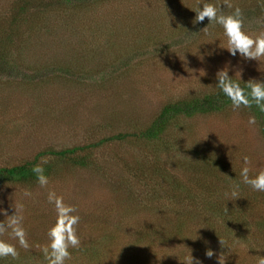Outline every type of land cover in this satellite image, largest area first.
Instances as JSON below:
<instances>
[{
	"label": "rangeland",
	"instance_id": "1",
	"mask_svg": "<svg viewBox=\"0 0 264 264\" xmlns=\"http://www.w3.org/2000/svg\"><path fill=\"white\" fill-rule=\"evenodd\" d=\"M19 1L0 0V34L10 28V13ZM203 3L217 6L225 15L234 11L224 7L223 0H93L85 6L31 11L11 47L17 70L28 77L0 76V166L145 126L166 102L215 89L216 74L225 68L232 78L264 82V62L246 60L239 53L232 56L220 47L226 44L220 25L207 18L193 24L192 8H202ZM232 3L242 9L246 32L256 35L264 30V0ZM36 70L46 74L31 77ZM250 116L245 108L233 111L230 105L182 120L164 136L182 140L181 153L164 154L162 166L190 178L189 166L186 170L183 163L193 160L199 149L221 166L207 171L210 168L194 164L204 182L218 192L238 184L243 197L253 190L239 175L243 157L251 159L250 177L264 169V137L257 119L249 125ZM115 154L139 158L145 167L154 159L145 150L138 153L127 145L110 144L97 151L91 166L56 167L47 175V189L38 181L0 186V209L12 215L14 202L23 205L30 248L20 247L10 230L0 239L23 254L40 251L35 246L48 243L47 232L56 219L54 205L47 200V192L54 190L76 207L80 241L109 232L119 237L100 249L102 264H116L115 255L128 247L129 259L119 264H184L181 259L191 255L194 262L219 264L221 253L225 264H257L260 256L252 247L264 250V232H251V247L239 241L217 246L203 234L204 216L182 221L183 236L129 246L139 230L155 225L171 229L177 222L173 213L151 203L150 188L124 169ZM49 157L44 156L43 163ZM26 191L32 195L26 197ZM261 210L255 206L250 215ZM5 219L0 212V221ZM208 249L214 252L211 258L205 254Z\"/></svg>",
	"mask_w": 264,
	"mask_h": 264
},
{
	"label": "trees",
	"instance_id": "2",
	"mask_svg": "<svg viewBox=\"0 0 264 264\" xmlns=\"http://www.w3.org/2000/svg\"><path fill=\"white\" fill-rule=\"evenodd\" d=\"M92 1L20 0L15 3L9 17L8 25L10 28L0 34V76L19 77L25 75L28 77L26 73L17 70L16 63L11 58V47L14 38L18 35L17 31L20 25L25 22L31 11H44L51 7H79L88 5ZM49 72H53V70ZM44 74L46 73L36 70L29 75L39 78L43 77ZM232 79L240 83L246 92L249 91L246 87L248 80ZM230 105L231 101L217 86L205 93L168 101L163 104L151 122L145 126L132 130H118L82 145L44 150L33 159L13 165L0 166V186L7 182L32 184L38 181L36 174L32 171L33 166L37 164L42 165L47 176L62 164H71L74 167L91 166L95 162L94 158L97 151L110 144L127 145L131 150L138 153L141 150L147 151L154 158L150 166L145 167L143 165L144 161L139 158L128 159L124 154H115L114 157L121 162L123 168L130 172L133 177L150 188L148 192L149 197L152 198L151 203L161 210L173 213L177 222L171 229L155 225L150 230H139V236L134 238L129 246L137 247L143 242L151 243L153 238L167 241L174 236H183L181 226L184 224L181 223L182 221L185 223L188 220L193 222L195 220L191 219L195 216H204L208 219L204 218L203 234L207 235L214 242V245L221 246L219 243L221 237L226 241V245H228V242L239 241L251 247V232H264V192L257 193L254 190H249V192L246 191L242 194L243 197L233 199L230 195L232 187L228 191H216V187L211 183H205L204 178L200 177L203 172H195V166H202L203 169L210 168L207 171L213 169L219 171L220 162L199 149L195 152L193 160L189 159L187 163H183L186 170L189 166L188 170L190 172L188 174L190 178L178 176L161 164L164 154H171L172 151L181 153L180 144L182 140L176 142L177 138L164 137L169 134L173 127L178 126L186 118L218 112ZM245 109L256 117L261 134L264 137V112H260L255 104L251 108ZM47 155H50V161L43 163L44 156ZM134 160L135 162H133ZM194 164L196 165L194 166ZM218 178L220 177L218 176ZM220 179L222 180V178ZM255 206H259L262 210L253 217L250 212ZM115 239L119 240V237H115L109 232L91 236L89 240L81 241L78 249H69L71 259L66 261V264H102L100 249L104 248L103 246L110 245L111 240L115 242ZM252 249L258 256H264V250L253 247ZM131 251L128 247L123 252L116 254V264L129 259L128 253ZM22 252V250L19 251L20 255L17 260H13L11 257L0 258V264H47L43 253L40 251L34 254H31V252L23 254ZM135 260H139L138 254Z\"/></svg>",
	"mask_w": 264,
	"mask_h": 264
},
{
	"label": "clouds",
	"instance_id": "3",
	"mask_svg": "<svg viewBox=\"0 0 264 264\" xmlns=\"http://www.w3.org/2000/svg\"><path fill=\"white\" fill-rule=\"evenodd\" d=\"M223 6L229 9L234 8V11L225 15L217 6L211 3H203L202 8H192L196 12L193 24L202 23L207 18L210 23L218 24L223 29L226 44L221 43V48L227 49L232 56H236L239 53L246 60L264 62V30L256 35L246 32L244 30L242 9L238 5L234 6L232 0H223ZM202 30L207 33L208 25ZM216 75L218 80L216 86L231 101L233 111L239 110L241 107L251 108L255 104L260 112H264V82L257 80L247 81L246 87L249 91L246 92L240 83L229 76L227 68L218 71ZM248 123L249 125H254L256 117L250 116ZM44 162L46 163V161ZM250 165L251 159L245 155L243 157V166L239 173L242 182L249 185L254 191L264 192V169L260 170L254 177H250ZM32 171L36 174L40 187L47 189L49 179L45 175L42 165H34ZM24 195L30 197L32 193L26 191ZM230 195L233 199L240 197L238 184L232 186ZM47 200L54 205L56 212L55 223L48 229V243L45 245L37 244L35 247L43 253L47 264H66V261L71 259L69 249H78L81 245L77 234L80 217L75 214L77 212L76 207L66 204L64 197L57 195L54 190L47 192ZM12 207L15 209L12 215H9L6 209H0V212L6 217L4 221H0V237L10 230L12 239H15L20 247L27 250L30 248V244L27 239V232L23 227V205L14 202ZM219 243L222 247L226 246V241L221 237ZM205 254L211 258L214 252L212 249H208ZM19 255L16 245L0 239V258L11 257L13 260H17ZM181 261L184 264H201L199 260L194 262L192 255L181 259ZM218 261L219 264H225L226 259L222 253L218 257ZM257 264H264V256L258 258Z\"/></svg>",
	"mask_w": 264,
	"mask_h": 264
}]
</instances>
